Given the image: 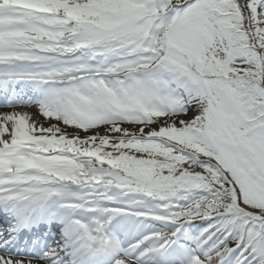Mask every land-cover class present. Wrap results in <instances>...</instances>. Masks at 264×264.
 Returning <instances> with one entry per match:
<instances>
[{
    "label": "snow or ice",
    "instance_id": "snow-or-ice-1",
    "mask_svg": "<svg viewBox=\"0 0 264 264\" xmlns=\"http://www.w3.org/2000/svg\"><path fill=\"white\" fill-rule=\"evenodd\" d=\"M0 264H264V0H0Z\"/></svg>",
    "mask_w": 264,
    "mask_h": 264
}]
</instances>
